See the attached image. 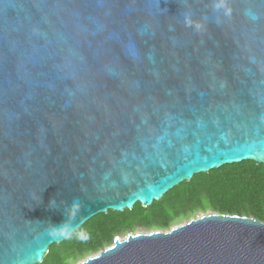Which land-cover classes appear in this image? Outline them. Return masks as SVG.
Listing matches in <instances>:
<instances>
[{
	"label": "water",
	"instance_id": "water-1",
	"mask_svg": "<svg viewBox=\"0 0 264 264\" xmlns=\"http://www.w3.org/2000/svg\"><path fill=\"white\" fill-rule=\"evenodd\" d=\"M229 6L0 0V264H42L70 241L49 223L73 199L79 231L196 175L264 165V0ZM78 264H264V223L204 214Z\"/></svg>",
	"mask_w": 264,
	"mask_h": 264
},
{
	"label": "trees",
	"instance_id": "trees-1",
	"mask_svg": "<svg viewBox=\"0 0 264 264\" xmlns=\"http://www.w3.org/2000/svg\"><path fill=\"white\" fill-rule=\"evenodd\" d=\"M208 213L238 215L264 223V165L253 161L226 165L196 175L151 207L138 203L132 211L100 214L79 230L86 234L85 240L73 235L61 246L53 245L42 264H75L111 247L117 237L138 230L170 231Z\"/></svg>",
	"mask_w": 264,
	"mask_h": 264
},
{
	"label": "clouds",
	"instance_id": "clouds-1",
	"mask_svg": "<svg viewBox=\"0 0 264 264\" xmlns=\"http://www.w3.org/2000/svg\"><path fill=\"white\" fill-rule=\"evenodd\" d=\"M212 8L214 12L222 13L224 17L231 16L232 9L229 6V0H212ZM206 19V18H205ZM219 22V18L217 20ZM185 26L193 28L195 31L200 32L204 28V23L202 21H194L191 18L190 14L185 15ZM42 199V198H41ZM49 208L55 209L58 208L56 206V200L52 199L49 202ZM83 207L82 202L77 198L73 199L70 205H66L64 211L67 217L66 221L61 225H53L50 224L49 235L53 238H67L72 235H75L77 238L81 240H85L86 234L83 231H77L78 226H74L73 221L76 219L78 215H80L81 209ZM83 219V217H81Z\"/></svg>",
	"mask_w": 264,
	"mask_h": 264
},
{
	"label": "rangeland",
	"instance_id": "rangeland-1",
	"mask_svg": "<svg viewBox=\"0 0 264 264\" xmlns=\"http://www.w3.org/2000/svg\"><path fill=\"white\" fill-rule=\"evenodd\" d=\"M208 214H210V213H208ZM202 214H200V215H198L199 217L201 216ZM141 232H148V231H145V230H138V231H136V233H141ZM128 235L126 234V235H123V236H121V237H119V238H121V239H124V238H126ZM84 260V259H83ZM82 259L81 260H79L77 263H75V264H78V263H80V262H82L83 261Z\"/></svg>",
	"mask_w": 264,
	"mask_h": 264
}]
</instances>
